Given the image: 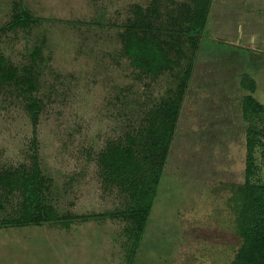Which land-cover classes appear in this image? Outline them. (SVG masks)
I'll use <instances>...</instances> for the list:
<instances>
[{"label": "rangeland", "instance_id": "1", "mask_svg": "<svg viewBox=\"0 0 264 264\" xmlns=\"http://www.w3.org/2000/svg\"><path fill=\"white\" fill-rule=\"evenodd\" d=\"M150 2L0 0V55L21 70L37 55L43 104L35 129L19 91L0 87V168L30 166L37 154L55 208L75 219L0 229V264H126V224L113 215L124 200L104 184L97 158L136 118L134 102L171 86L168 75L139 79L117 53L132 9ZM20 4L33 24L8 27ZM245 75L264 105V0H214L135 264H232L241 244L231 197L244 182ZM257 160L264 183L261 151Z\"/></svg>", "mask_w": 264, "mask_h": 264}, {"label": "trees", "instance_id": "2", "mask_svg": "<svg viewBox=\"0 0 264 264\" xmlns=\"http://www.w3.org/2000/svg\"><path fill=\"white\" fill-rule=\"evenodd\" d=\"M213 1L151 0L146 7L135 5L119 34L117 53L139 79L157 82L168 75L171 83L157 100L134 102L136 118L121 137L106 143L97 158L104 184L124 200V207L113 215L126 224V264H135L144 241ZM20 7L8 27L25 29L33 24L25 5ZM37 60L34 54L31 64L21 70L0 55V87L19 91L35 129L43 110ZM241 85L249 92L242 104L246 158L244 182L233 187L231 197L241 241L232 264H264V183L256 181L259 151L264 159V105L254 97L253 79L245 75ZM31 160L30 166L0 168V229L51 223L70 226L75 219L55 208L52 179L44 175L37 154Z\"/></svg>", "mask_w": 264, "mask_h": 264}, {"label": "crops", "instance_id": "3", "mask_svg": "<svg viewBox=\"0 0 264 264\" xmlns=\"http://www.w3.org/2000/svg\"><path fill=\"white\" fill-rule=\"evenodd\" d=\"M244 125H245V131H244V132L246 133V128H247V127H246V124H245V122H244Z\"/></svg>", "mask_w": 264, "mask_h": 264}]
</instances>
